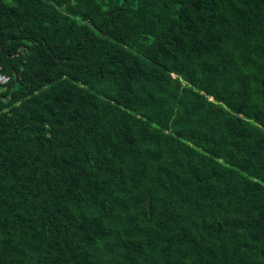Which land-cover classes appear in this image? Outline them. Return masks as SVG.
I'll list each match as a JSON object with an SVG mask.
<instances>
[{"label": "trees", "instance_id": "16d2710c", "mask_svg": "<svg viewBox=\"0 0 264 264\" xmlns=\"http://www.w3.org/2000/svg\"><path fill=\"white\" fill-rule=\"evenodd\" d=\"M0 66V264H264V0H0Z\"/></svg>", "mask_w": 264, "mask_h": 264}, {"label": "built area", "instance_id": "2783aa9c", "mask_svg": "<svg viewBox=\"0 0 264 264\" xmlns=\"http://www.w3.org/2000/svg\"><path fill=\"white\" fill-rule=\"evenodd\" d=\"M10 80L11 78L3 73L2 67L0 66V87L8 84Z\"/></svg>", "mask_w": 264, "mask_h": 264}, {"label": "water", "instance_id": "95a60500", "mask_svg": "<svg viewBox=\"0 0 264 264\" xmlns=\"http://www.w3.org/2000/svg\"><path fill=\"white\" fill-rule=\"evenodd\" d=\"M147 202H148V207H150V204H151V196H149V197L147 198Z\"/></svg>", "mask_w": 264, "mask_h": 264}]
</instances>
